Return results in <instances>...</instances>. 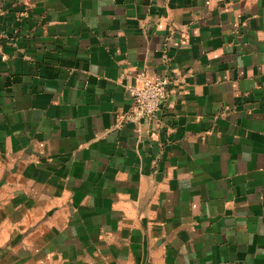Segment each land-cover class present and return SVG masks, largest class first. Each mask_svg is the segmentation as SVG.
<instances>
[{
  "label": "crops",
  "instance_id": "0c3cea01",
  "mask_svg": "<svg viewBox=\"0 0 264 264\" xmlns=\"http://www.w3.org/2000/svg\"><path fill=\"white\" fill-rule=\"evenodd\" d=\"M0 35V264H264V0H0Z\"/></svg>",
  "mask_w": 264,
  "mask_h": 264
},
{
  "label": "built area",
  "instance_id": "2783aa9c",
  "mask_svg": "<svg viewBox=\"0 0 264 264\" xmlns=\"http://www.w3.org/2000/svg\"><path fill=\"white\" fill-rule=\"evenodd\" d=\"M4 38L0 35V59H3L5 56L3 51ZM171 83L172 79L167 75H158L152 80L143 78L140 84L125 88L124 94L133 102V107L126 115V120L135 122L160 115L166 98L167 88Z\"/></svg>",
  "mask_w": 264,
  "mask_h": 264
}]
</instances>
